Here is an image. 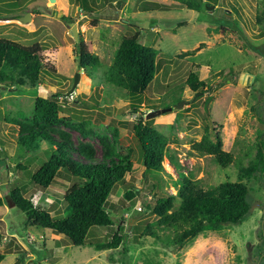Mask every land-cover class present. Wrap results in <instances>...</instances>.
I'll list each match as a JSON object with an SVG mask.
<instances>
[{"label": "rangeland", "instance_id": "rangeland-1", "mask_svg": "<svg viewBox=\"0 0 264 264\" xmlns=\"http://www.w3.org/2000/svg\"><path fill=\"white\" fill-rule=\"evenodd\" d=\"M263 1L203 0L197 11L179 0H26L21 10L5 13L0 18V37L40 43L44 63L54 72L44 73L33 87L0 84V197L5 200L0 206L4 254L0 264H264V177L248 183L251 209L239 224L199 234L181 250L145 233V227L156 219L152 207L157 199L175 194L174 181L182 175L164 159V172L145 176L133 131L141 120L165 135L184 173L192 171L205 188L236 181L234 163L221 168L192 144L206 132L212 138L218 132L222 148L235 159L241 158L243 165L256 152L258 133L264 135V120L259 121L252 110L256 105L264 118V22L256 21ZM25 14L30 15L27 23L19 19ZM68 23L76 25L78 40ZM136 33L141 43L157 50L156 77L137 96L139 101L106 81L121 38ZM80 39L91 43L101 61L92 76L78 67ZM186 51L191 53L182 55ZM191 71L212 89L193 92L186 85ZM37 97L56 98L61 117L74 123L84 121L92 130L84 137L61 124L75 144L90 142L99 157L103 151L99 139L106 137L113 159L133 163L109 198L106 209L114 225L93 227L81 246L57 247L63 235L27 223L24 213L7 200L12 189L20 188L53 218L67 214L63 195L73 178L61 172L47 189L34 185L32 174L48 159L51 147L41 141L39 148L31 150L17 142L19 130L34 127L30 118ZM169 107L146 117L149 111ZM130 190L134 196L128 199ZM115 232L123 237L118 248H95V242L111 240Z\"/></svg>", "mask_w": 264, "mask_h": 264}, {"label": "trees", "instance_id": "trees-1", "mask_svg": "<svg viewBox=\"0 0 264 264\" xmlns=\"http://www.w3.org/2000/svg\"><path fill=\"white\" fill-rule=\"evenodd\" d=\"M179 1L189 9L197 11L203 7V0ZM25 2L26 0H0V18L5 13L21 10ZM84 7L89 8L87 4ZM256 21L264 22V1L256 14ZM42 50L43 46L38 42L23 44L0 37V84L9 87H33L42 81L44 73L49 75L54 72L46 67L41 55ZM190 53L186 51L182 55ZM76 54L78 67L87 71L90 76L91 72L101 67L100 58L92 51L89 41L80 39ZM156 56L157 50L141 43L138 33L124 36L108 68L106 81L120 87L128 96L139 101L137 96L142 94L156 77ZM186 85L196 94L212 89L192 71L189 72ZM61 109L56 98L37 97L30 118L34 127L19 130L17 142L20 147L31 150L39 148L41 141L51 147L48 159L32 174L34 185L47 189L61 172L73 178L63 195L67 206L66 216L53 218L34 198L25 197L20 188L12 189L7 194V200L24 213L27 223H35L55 234L63 235V241H57V247L65 244L81 246L93 227L111 228L114 225L106 209L109 198L113 188L131 171L133 163L129 159H113L109 155L110 143L106 137L99 139L103 146L99 157L96 147L90 142L75 144L70 133L59 127L61 124L79 131L84 137L93 132L86 127L84 121L74 123L61 117ZM252 110L259 121L264 120L256 105L252 106ZM133 131L142 153L145 176L147 172L154 175L164 172V159L182 175L181 179L174 181L176 193L159 197L152 207L156 219L145 227L146 234L166 246L181 250L199 234L220 231L225 226L239 224L249 213L251 204L247 197L248 183L253 178L264 177L262 133H258L256 152L247 165H243L241 158L235 159L231 152L222 148V138L218 132L214 133L213 138L206 132L200 141L194 142L192 148L195 151L211 155L221 168H227L233 163L238 167L236 181H224L214 187L205 188L202 179H196L192 171L184 173L185 170L177 158V151L167 146L165 135L141 120L134 124ZM113 136H117L116 130ZM133 196V190L126 194L128 199ZM175 201H178V206H175ZM4 203L5 200L0 197V206ZM145 207L151 209L149 204ZM2 239L0 234V243ZM122 241V235L115 232L111 240L95 242L94 246L100 251L114 249L118 248ZM3 258L4 254L0 249V262Z\"/></svg>", "mask_w": 264, "mask_h": 264}, {"label": "water", "instance_id": "water-1", "mask_svg": "<svg viewBox=\"0 0 264 264\" xmlns=\"http://www.w3.org/2000/svg\"><path fill=\"white\" fill-rule=\"evenodd\" d=\"M19 19H20L23 23H27V22L29 21V19H30V15H29V14H25L24 16L19 17ZM68 25L71 26L72 24L68 23ZM147 25H148V24L145 23L144 28H146ZM71 31H72V33H73V35H74V38H75L76 40H78V32H77V27H76V25L73 24V25L71 26ZM78 79H79V73H77L76 76H75V80H74L73 88H74L75 85L77 84ZM176 106H177V105H176ZM178 106H179V105H178ZM169 110H171V107H169V108H164V109H161V110L157 109V110H155V111H149V112L147 113L146 117L149 118V117H151V116H153V115L160 114L161 112H165V111H169Z\"/></svg>", "mask_w": 264, "mask_h": 264}, {"label": "bare ground", "instance_id": "bare-ground-1", "mask_svg": "<svg viewBox=\"0 0 264 264\" xmlns=\"http://www.w3.org/2000/svg\"><path fill=\"white\" fill-rule=\"evenodd\" d=\"M164 166H165L166 168H168L170 171H172V169H171L170 165L168 164V162H165V163H164Z\"/></svg>", "mask_w": 264, "mask_h": 264}, {"label": "built area", "instance_id": "built-area-1", "mask_svg": "<svg viewBox=\"0 0 264 264\" xmlns=\"http://www.w3.org/2000/svg\"><path fill=\"white\" fill-rule=\"evenodd\" d=\"M141 209V208H140Z\"/></svg>", "mask_w": 264, "mask_h": 264}]
</instances>
